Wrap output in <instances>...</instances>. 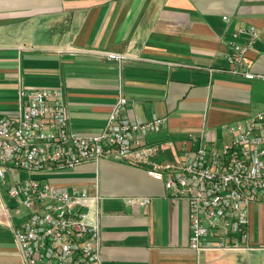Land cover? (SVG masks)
Returning a JSON list of instances; mask_svg holds the SVG:
<instances>
[{"label": "crops", "instance_id": "obj_1", "mask_svg": "<svg viewBox=\"0 0 264 264\" xmlns=\"http://www.w3.org/2000/svg\"><path fill=\"white\" fill-rule=\"evenodd\" d=\"M242 27L259 31L246 66L264 75V0H0V117L16 112L20 86L59 89L70 127L95 135L121 90L132 120L165 119L162 130L145 139L157 149L151 161L175 162L193 148L190 135L207 132L228 141L220 125L245 123L264 108V100L251 101L264 83L208 71L228 66L229 42ZM106 52L128 59L120 65ZM148 167L102 161L50 178L92 193L97 187L104 197V264H264V251L205 252L198 259L189 248L187 203L172 202ZM133 197L151 202L125 203ZM13 205L0 184V264H21L8 226L22 221ZM251 222L253 243L262 245L264 205L252 207Z\"/></svg>", "mask_w": 264, "mask_h": 264}, {"label": "built area", "instance_id": "obj_2", "mask_svg": "<svg viewBox=\"0 0 264 264\" xmlns=\"http://www.w3.org/2000/svg\"><path fill=\"white\" fill-rule=\"evenodd\" d=\"M224 19H227L225 17ZM243 38V42L237 41ZM259 38L254 27L233 33L225 69L209 68L264 83V75L247 68L248 53ZM104 55L122 65L126 54ZM120 90L102 131L82 135L70 127L64 93L59 89L20 86L17 110L0 117V184L14 201L12 212L21 219L8 226L21 264H104L101 256L102 202L95 189L60 186L50 178L84 164L102 161L148 165L147 175L163 182L172 202L187 203L189 248L199 259L205 252L264 251L254 245L251 209L264 205V108L245 123L220 125L230 140L218 142L203 132L183 158L158 163L157 149L145 139L162 130L165 119L132 120ZM147 197L127 198L131 206L148 205ZM5 214L11 218L10 210Z\"/></svg>", "mask_w": 264, "mask_h": 264}, {"label": "rangeland", "instance_id": "obj_3", "mask_svg": "<svg viewBox=\"0 0 264 264\" xmlns=\"http://www.w3.org/2000/svg\"><path fill=\"white\" fill-rule=\"evenodd\" d=\"M262 95H263V96H262ZM252 100H258V101H260V103H261L262 100H264V91L261 92V95H260L259 93H257L256 96H255L253 99L251 98V101H252ZM252 106L255 107V106H256V103H253ZM251 109H252V108H251ZM255 112H256V111H253V113H255ZM63 173H66V172H63ZM63 173L55 174V176L58 177L59 175H61V174H63ZM55 176H53V177H55ZM56 177H55V178H56ZM52 180L54 181V180H56V179H52ZM259 210H260V208H259V206H258L257 209L255 210V215H256V216H260V214H259ZM256 236H257L258 238H260V237H259V231H257V230H256ZM262 245H264L263 242H262ZM253 259H254V258H253ZM255 261H256V259H255Z\"/></svg>", "mask_w": 264, "mask_h": 264}]
</instances>
